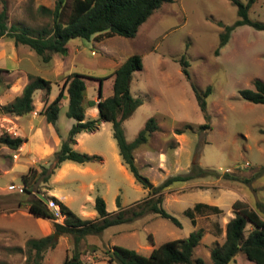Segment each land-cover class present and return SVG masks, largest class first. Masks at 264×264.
I'll list each match as a JSON object with an SVG mask.
<instances>
[{
	"label": "rangeland",
	"instance_id": "374dc122",
	"mask_svg": "<svg viewBox=\"0 0 264 264\" xmlns=\"http://www.w3.org/2000/svg\"><path fill=\"white\" fill-rule=\"evenodd\" d=\"M3 2L7 7L8 24L21 21L36 27L51 19L40 6L53 7L55 0H0V10ZM248 14L252 19L264 20V0H255ZM237 17V6L232 0L167 1L147 17L134 36L115 34L99 40L94 36L73 37L68 41L67 58L55 52L50 62L43 61L26 44H15L8 36L0 37V101L3 102L0 103V134L15 126L12 113L4 108L10 94L21 91L31 76L39 74L51 80L49 95L41 88L33 92L31 112H38L46 95L52 98L59 91L67 72L92 76L86 81L85 100L98 99V78L104 77L102 95L111 94L114 69L129 54H141L143 66L134 70L130 79V91L141 98V103L122 121V126L126 138L132 140L147 118L156 119L158 128L134 150L139 172L153 186L135 179L122 163L110 120H104L80 143L81 147L102 152L103 161H99L101 158L91 161L95 172L67 169L55 186L67 193L70 208L79 215L81 203L84 210L97 215L93 205L96 195H101L107 210L113 212L119 208L118 195L122 207L130 208L146 197L161 194V204L178 217L181 226L153 212L110 225L80 240L84 261L107 264L109 250H113L115 244L147 255L153 246L199 228L203 235L194 248V256L210 261L211 247L224 240L225 224L238 210L233 205L235 200L244 201L264 218V102L249 101L239 93L242 87L253 88L256 78L264 81V29L238 25L231 30L227 42L219 46L224 25L232 24ZM182 57L188 61L189 75L183 71ZM58 73H61L60 79H56ZM192 82L199 90L209 84L212 86L206 97V111L197 102ZM67 101L65 99L59 111L57 123L60 126H64L68 118ZM97 113L98 110L93 114L97 116ZM26 114H21L20 120L25 130L19 132L23 134L28 132ZM87 117L91 115L87 113ZM43 119L42 135L50 137L54 125ZM203 123L208 126L201 127ZM177 128L182 129L181 132H177ZM38 137L33 141L45 138ZM20 146L13 149L0 143V185L8 183L5 188L0 187V264H28L26 240L53 231L47 227L51 226L50 220L30 214L27 207H20L17 202L47 187L46 183L58 167L54 168V154L29 160ZM26 148L31 152L38 150L31 142ZM40 163L47 164L49 171L54 169L48 180L43 179L46 173L41 172ZM194 165L213 172L176 181L152 192L167 176L187 172ZM225 171L238 179L226 177ZM25 174L32 185L28 195H22L20 188V185L25 186L20 177ZM93 174L105 181H96L91 186L82 184ZM240 177L248 180H240ZM11 183H15L14 188H10ZM196 202L218 205L221 211L193 210L192 221L186 210ZM249 228L251 224L247 222L246 230ZM55 238L56 245L46 250L41 264H61L65 256L71 254L72 236L58 234ZM91 246H95V250ZM113 264L120 263L114 261ZM228 264L255 262L238 252Z\"/></svg>",
	"mask_w": 264,
	"mask_h": 264
},
{
	"label": "trees",
	"instance_id": "16d2710c",
	"mask_svg": "<svg viewBox=\"0 0 264 264\" xmlns=\"http://www.w3.org/2000/svg\"><path fill=\"white\" fill-rule=\"evenodd\" d=\"M167 1L172 0H55L53 7L40 6L43 13L51 16V19L36 27L21 21L8 24L7 7L3 2L0 10V37L8 36L13 39L15 44H26L43 61L50 62L52 54L55 52L63 55L70 54L68 41L73 37L91 38L94 36L95 39L99 40L115 34L134 36L147 17ZM232 1L237 6L238 17L232 24L224 25L220 32L219 46L227 42L231 30L238 25L249 24L257 29H264V20L252 19L248 14L249 8L255 0ZM180 63L185 74L189 75L188 61L182 57ZM142 66L140 53L129 54L114 69L112 93L106 96L102 95L104 77L98 78L100 91L96 102L92 99L85 100L86 81L92 76L77 71L65 74L58 93L42 110L47 121L54 123L58 117L62 99L67 96L66 115L75 119L66 137L61 140L60 146L54 152V168L64 160L82 163L100 159V155L77 150L72 144L75 142L77 133L96 129L102 119L110 120L112 135L116 141L122 163L125 164L135 179L143 182V175L139 172L134 160V150L147 141L150 133L158 128V123L154 117L147 118L132 140L126 138L122 126V121L141 103V98L133 96L130 91V79L132 72ZM253 83V88H240V95L252 102H264V81L256 78ZM191 85L200 108L206 111V97L211 93L212 86L209 84L203 90H199L193 82ZM38 88L44 89L48 94L51 89V80L39 74L31 76L21 93L17 94L4 108L10 113L18 115L30 112L34 108L33 92ZM65 90L67 94H65ZM93 104L97 105L98 116L84 119L85 107ZM200 126L207 127L208 123H203ZM176 130L181 132L182 129L177 128ZM23 140L22 136L12 135L9 132L0 134V143L13 149L18 148ZM40 167L41 172L46 173L43 179L48 180L54 169L49 171L45 163H40ZM212 172V169L194 165L187 172L167 176L160 184L152 188V192L155 193L176 181L183 182ZM223 174L226 177L238 179V176L229 171H225ZM26 176L27 174L21 176V180L25 184V191L21 192L22 195H28L32 192V185L29 184ZM239 179L248 180L247 177H240ZM48 197L55 200L59 205L63 215L62 221H58L47 204L33 193L29 198L18 199L17 202L19 206L27 204L30 212L35 216H43L52 220V232L26 240L25 253L28 264H41L46 250L54 247L57 243L55 233L70 234L73 238L72 252L65 256L61 264H93L92 261H84V251L79 248L80 240L87 234L99 233L110 225L132 221L148 212L157 213L181 226L178 217L170 213L161 204V194L146 197L130 208L122 207L118 195L116 202L119 208L114 212L107 211L104 198L101 195H96L94 208L97 211V218L95 219L80 216L53 195ZM233 205L238 210L225 224L224 240L211 247L210 261H206L200 255L194 256V248L199 244L203 235L202 229L199 228L190 231L186 236L168 239L157 246H153L147 255L133 248L115 244L114 249L109 250L107 264H113L114 261L120 264H228L238 252H243L255 264H264V218L255 208L248 206L242 200H235ZM203 208H209L215 212L221 211L218 205L196 202L192 208L186 210V214L194 221L193 210L200 211ZM247 222L251 224V228L248 230H246ZM91 247L95 250V246Z\"/></svg>",
	"mask_w": 264,
	"mask_h": 264
},
{
	"label": "crops",
	"instance_id": "0c3cea01",
	"mask_svg": "<svg viewBox=\"0 0 264 264\" xmlns=\"http://www.w3.org/2000/svg\"><path fill=\"white\" fill-rule=\"evenodd\" d=\"M61 55L63 56V59H64V56L65 57L68 56V54L67 55L61 54ZM67 73H69V72H67ZM60 77H61V73H58L56 79H60ZM21 91L20 90L13 91V93L10 94L11 96L9 97L8 102H10L17 94H20ZM50 91H51V89H50ZM64 92H65V94H67L66 90ZM49 93L47 95H49ZM56 94L54 95V97L56 96ZM47 95L44 98L43 103L40 106V109H39L38 112H31V111L30 112H27L26 115H27V118L29 120V125H28V130H27L28 132H25L24 134L19 132L20 129H24L25 130V128H23L24 125L22 124V121H20L21 120V114L20 115H18V114H16V115L12 114V116L14 117V121H15L14 122V125L15 126L13 128L10 127L9 129H7V131L10 132V134L13 135V133H14V135H20V136H22L24 138V140H23V142H22V144L20 146V148H21L20 150L23 151L24 155L27 154V159H29V160H39V158H37V156H40V158H44V157H48V156L53 155L54 152H55V150H57V148L60 146L61 140L66 137V135L68 133V130H69L71 124L75 120L74 118L68 116L67 121H66V124H64V126H60L57 123L58 120H59V114H58V118L55 120V122L53 123L54 126L52 127L53 130H54L53 131V134H51L50 137H47L45 135H42L43 134L42 131H44V130H43V128H42L41 125H43V122H44L43 121L44 120L43 118L46 119V116H45V114L43 113V111L41 109H42V106L44 105V103L46 102L47 99H49L48 100V102H49L50 100H52L54 98V97L51 98V96L48 97ZM103 96H105V95H103ZM65 99L68 100V97L65 96L63 98V100H62V103L65 101ZM92 100H94L96 102L98 99H92ZM0 103H3V102L0 101ZM5 110H7V109H5ZM97 110H98V108H97V105L96 104L87 105L85 107L84 119L91 118V117H97L98 115L95 116L96 114H93V113H96ZM87 113L89 115H91V117H87ZM38 115L43 116V118L42 117H39L38 118ZM34 120H38V122L35 123ZM46 121H47V119H46ZM103 122H104V120L102 119L101 122L99 123V126ZM99 126L96 129H98ZM96 129H94V130H84V131H81V132L77 133L76 138H75V142L72 144V146L74 148H76V149H79L80 151H85V152L87 151L90 154L96 153V154H98V155L101 156V160H99V161H103L104 160V156L102 155V152L100 150H91L90 148L81 147L80 146V143L89 134H91ZM39 135H41V136H43L45 138L44 139H41L39 141H33L34 140L33 138H35L36 140H38L39 139V137H38ZM28 142H31V143H33V144L36 145V147L38 148L37 152H31V150H29V149L26 148V144ZM115 151H116V149H115ZM120 159H121V157H120ZM94 160H98V159H94ZM91 161H93V160H91ZM91 161L82 162V163L81 162L72 161V160H64V161H62L60 163V165L56 168V171L50 177L48 183H46L47 187L44 188V190H42L41 192H43L47 196H51V195L55 196L57 199L63 201L66 205H68L70 207L69 202L66 199L67 193H63L59 189H56L55 184L61 182V177L67 172L66 170L67 169H70V168L73 169V170H75V171H78L80 173H85V172H93L94 173L95 172V169L92 168ZM8 172H6V173H8ZM18 175H20V174H18ZM103 180L105 181V179H103L102 177L98 176V174H93V176H91V178L87 182L83 180L82 181L83 182L82 184L87 183L88 186H91V185H93L94 182H96V181H103ZM7 185H8V183H7ZM7 185H4L3 184V185H0V187L1 188H5ZM21 190L23 192L25 191L24 186H23V189H21ZM87 198H89V197H87ZM93 205H94V203H93ZM20 207H27L26 209L28 210V212L30 214H32L30 212L29 207H28L27 204L20 205ZM83 208L85 209V207L81 203L80 204V209H81L80 210V213H81L82 217H85V218H93V219L97 218V215L94 214L93 211H91V210H84ZM106 209H107V207H106ZM109 212H111V211H109ZM32 215H34V214H32ZM37 217H39V216H37ZM46 219H48V220L51 221V226H47V227L49 229L53 228V226H52V220L49 219V218H46ZM47 223L48 222H46V224ZM45 234H47V233H45Z\"/></svg>",
	"mask_w": 264,
	"mask_h": 264
},
{
	"label": "built area",
	"instance_id": "2783aa9c",
	"mask_svg": "<svg viewBox=\"0 0 264 264\" xmlns=\"http://www.w3.org/2000/svg\"><path fill=\"white\" fill-rule=\"evenodd\" d=\"M9 186L10 188H14L15 184L11 183ZM20 188L23 189V185H20ZM46 204L51 209V211L54 213V215L57 217L56 219L58 221H62L63 215L61 214V211L59 209V205L57 204V202L53 200L52 198L48 197V201L46 202Z\"/></svg>",
	"mask_w": 264,
	"mask_h": 264
},
{
	"label": "water",
	"instance_id": "95a60500",
	"mask_svg": "<svg viewBox=\"0 0 264 264\" xmlns=\"http://www.w3.org/2000/svg\"><path fill=\"white\" fill-rule=\"evenodd\" d=\"M142 180H143L145 183H147V186H148V187H152V186H153V183H152L151 181H149V180L147 179V177L143 176V177H142ZM35 194H36L40 199H42L45 203L48 201V196L45 195L43 192H41V191H36ZM57 235H58V233H55V236H57Z\"/></svg>",
	"mask_w": 264,
	"mask_h": 264
}]
</instances>
